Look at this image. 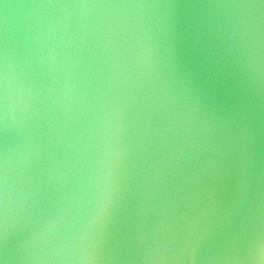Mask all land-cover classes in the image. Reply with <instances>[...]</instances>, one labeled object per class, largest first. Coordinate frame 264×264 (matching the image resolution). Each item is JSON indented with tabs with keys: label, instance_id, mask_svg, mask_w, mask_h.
<instances>
[{
	"label": "water",
	"instance_id": "obj_1",
	"mask_svg": "<svg viewBox=\"0 0 264 264\" xmlns=\"http://www.w3.org/2000/svg\"><path fill=\"white\" fill-rule=\"evenodd\" d=\"M0 264H264V0H0Z\"/></svg>",
	"mask_w": 264,
	"mask_h": 264
}]
</instances>
